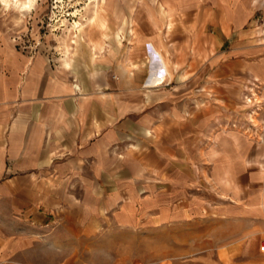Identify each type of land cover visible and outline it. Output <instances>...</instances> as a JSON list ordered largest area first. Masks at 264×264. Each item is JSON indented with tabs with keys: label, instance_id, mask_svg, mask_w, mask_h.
Segmentation results:
<instances>
[{
	"label": "rangeland",
	"instance_id": "rangeland-1",
	"mask_svg": "<svg viewBox=\"0 0 264 264\" xmlns=\"http://www.w3.org/2000/svg\"><path fill=\"white\" fill-rule=\"evenodd\" d=\"M187 8L160 24L158 45L152 0H109L102 48L85 44L67 68L77 37L70 26L84 19L91 30L89 0H36L26 16L0 0V48L67 72L62 81L81 87V111L103 123L81 135V150L0 173L55 180L53 209H39L35 264H254L264 255L256 173L264 169V82L253 79L264 50L248 45L264 43L263 30L245 42L216 30L190 38ZM145 42L160 47L171 72L155 88L146 83L158 60Z\"/></svg>",
	"mask_w": 264,
	"mask_h": 264
},
{
	"label": "crops",
	"instance_id": "crops-1",
	"mask_svg": "<svg viewBox=\"0 0 264 264\" xmlns=\"http://www.w3.org/2000/svg\"><path fill=\"white\" fill-rule=\"evenodd\" d=\"M152 1L159 8L158 23L151 25L156 28L152 29L151 38L158 45L163 42L160 24L178 22L183 7L189 8L182 14L189 24L190 38H213L212 32L216 30L226 39L238 33L241 42H245L261 37L262 30L264 34V0ZM99 3H103L105 10L109 0ZM107 37L106 33L103 39ZM84 39L88 41L87 37ZM101 42L97 46L90 42L91 50L102 48ZM145 43L146 52L158 60L146 83V87L155 88L163 85L171 72L160 47ZM248 45L264 50V43ZM83 46L81 42L76 55ZM126 68L123 66L122 71L128 77ZM63 75L68 73H51L42 59L32 60L13 49L0 48V173L8 166H48L55 151L81 150V135H96L101 131V119L81 111V87L64 83ZM253 79L264 82V62L254 64ZM130 84L126 78L125 86ZM258 170L259 179L264 180V169ZM75 180L81 183V177ZM54 182L32 171L11 176L0 174V264H35L31 252L37 251L39 209H53ZM259 199L264 200V192ZM76 240L77 246H81V234ZM260 255L254 264H264V255Z\"/></svg>",
	"mask_w": 264,
	"mask_h": 264
},
{
	"label": "bare ground",
	"instance_id": "bare-ground-1",
	"mask_svg": "<svg viewBox=\"0 0 264 264\" xmlns=\"http://www.w3.org/2000/svg\"><path fill=\"white\" fill-rule=\"evenodd\" d=\"M2 2H4L5 6H12L17 9L20 14L26 16V14L32 11V9L34 8L36 0H2ZM89 6L92 7V9L88 11L90 12V14L86 22L90 23V33H86V26L84 24L85 22H82L84 19L79 22L75 21V23L70 26L73 30L76 31L77 37H75L74 41H72L73 44L76 45L75 48H71L70 46L66 47V52L63 58V65L67 68H71L73 66L75 62L76 49L79 45H81V42L83 45H88V48H90V42L93 43L94 46H97L98 43H100V41H102L103 37L106 35L105 32L109 29V24L105 21L104 17L105 10L103 3L101 5L99 3V0H89ZM86 37L88 38V41L84 39Z\"/></svg>",
	"mask_w": 264,
	"mask_h": 264
}]
</instances>
